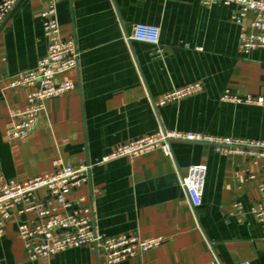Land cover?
<instances>
[{
    "label": "crops",
    "instance_id": "obj_1",
    "mask_svg": "<svg viewBox=\"0 0 264 264\" xmlns=\"http://www.w3.org/2000/svg\"><path fill=\"white\" fill-rule=\"evenodd\" d=\"M51 1L60 35L79 51L77 67L52 83L74 87L45 101L36 126L14 140L11 132L22 121L12 113L27 108L36 88L10 84L47 53L41 15ZM233 15L231 5L202 0H19L0 26L5 180L45 176L55 161L73 170L89 165L90 182L74 196H86L97 234L164 239L116 264H264V231L253 215L264 157L217 145L264 144V48L241 53ZM144 24L159 29L157 45L131 40L133 28ZM196 82L203 84L200 92L158 105L164 94ZM161 130L220 142L171 140V154L157 149L103 161L117 147ZM198 165L207 171L194 211L180 177ZM12 215L0 237V264H106L91 246L30 261L18 225L33 215L17 209Z\"/></svg>",
    "mask_w": 264,
    "mask_h": 264
},
{
    "label": "built area",
    "instance_id": "obj_2",
    "mask_svg": "<svg viewBox=\"0 0 264 264\" xmlns=\"http://www.w3.org/2000/svg\"><path fill=\"white\" fill-rule=\"evenodd\" d=\"M19 0H0V26L5 22L10 12ZM204 5L222 3L234 7L232 21L239 27V48L241 53L247 54L255 49L264 48V0H202ZM43 33L47 39V53L39 60L35 68L20 75L13 81L11 87H34L27 96V108L12 113L21 118V123L11 132L10 138L17 140L28 134L38 122L39 114L44 111L45 101L71 91L74 86L70 82L53 85L55 77L77 67L79 51L73 40H65L60 35V27L56 18V2L51 1L41 15ZM131 40L140 43L157 45L159 43V29L151 25H136L132 30ZM203 84H196L179 88L164 94L158 105L179 101V99L200 92ZM224 99L240 101L237 97L225 96ZM250 102L254 100L250 97ZM261 103V100L257 101ZM171 140L220 142L212 138L183 135L158 131L153 135L135 139L117 147L113 153L103 159L110 161L119 157H136L153 150L161 149L171 154ZM233 144L236 152L253 149L252 154L264 157V144H240L224 141L219 144ZM247 147V148H246ZM59 161L54 162V171L45 176H38L26 182H8L0 172V237L6 233L13 209L20 215L32 213L30 223H20L18 234L29 260L48 259L67 249H77L91 246L96 253L102 252L106 256V264H116L135 256H141L150 249L162 243L164 239L154 238L144 241L137 236L132 238L119 236L104 237L94 229L93 209L86 202L85 195L77 194L83 186L90 182L89 165L81 166L77 170L69 167H58ZM207 168L198 165L189 169L187 175H181L180 184L186 189L189 201L195 211L202 204L204 179ZM249 178H253L250 176ZM45 191L46 196H39ZM260 203L253 210V215L261 224L264 231V183L258 185ZM238 264H248L240 262Z\"/></svg>",
    "mask_w": 264,
    "mask_h": 264
}]
</instances>
